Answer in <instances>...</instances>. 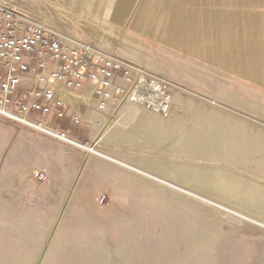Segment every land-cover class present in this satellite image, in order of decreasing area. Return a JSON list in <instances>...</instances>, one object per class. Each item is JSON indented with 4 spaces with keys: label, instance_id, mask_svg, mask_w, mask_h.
<instances>
[{
    "label": "rangeland",
    "instance_id": "1",
    "mask_svg": "<svg viewBox=\"0 0 264 264\" xmlns=\"http://www.w3.org/2000/svg\"><path fill=\"white\" fill-rule=\"evenodd\" d=\"M0 2L129 68L118 56L143 61L138 75L168 100L166 112L106 104L116 149L91 140L90 101L74 104L79 126L67 108L65 130L32 117L97 154L0 116V264H264V84L104 25L91 0Z\"/></svg>",
    "mask_w": 264,
    "mask_h": 264
},
{
    "label": "built area",
    "instance_id": "2",
    "mask_svg": "<svg viewBox=\"0 0 264 264\" xmlns=\"http://www.w3.org/2000/svg\"><path fill=\"white\" fill-rule=\"evenodd\" d=\"M98 52L91 53L27 11L0 6V116L27 121L41 116L60 124L71 116L67 108L72 107L61 98V90L99 93L94 101L104 110L120 94L118 87L125 89L129 104L168 110L156 83L147 85L135 74L130 88L125 87L122 81L130 74L125 64ZM74 113L73 125L79 126L82 118Z\"/></svg>",
    "mask_w": 264,
    "mask_h": 264
},
{
    "label": "crops",
    "instance_id": "3",
    "mask_svg": "<svg viewBox=\"0 0 264 264\" xmlns=\"http://www.w3.org/2000/svg\"><path fill=\"white\" fill-rule=\"evenodd\" d=\"M91 4L94 10L100 9L104 25L110 24L111 17L120 23L123 20L122 25H128L135 35L159 38L196 58L264 84V0H91ZM132 9L135 12L128 24L125 20ZM120 58L146 66L141 60ZM67 95L79 107L86 101L93 103L87 95ZM91 105V140L116 149L122 143L115 132L121 118H106L95 103ZM161 139L157 137V143Z\"/></svg>",
    "mask_w": 264,
    "mask_h": 264
},
{
    "label": "bare ground",
    "instance_id": "4",
    "mask_svg": "<svg viewBox=\"0 0 264 264\" xmlns=\"http://www.w3.org/2000/svg\"><path fill=\"white\" fill-rule=\"evenodd\" d=\"M53 1L55 2V4L56 3H59V4H61V3H63V2H57V0H47V2H51V3H53ZM3 6V7H11V6H8V5H6V4H4V3H1L0 2V6ZM16 9V8H15ZM123 17V16H122ZM260 23V22H259ZM81 46H84V47H86L88 50H90L91 51V53H94V54H98L99 52L97 51V50H95L92 46H93V43H91V42H89V43H85V44H80ZM109 54V53H108ZM120 58V57H119ZM124 60V59H123ZM124 61H126L127 63H129L130 65H132V67L131 68H129V66H126V68L128 69V71L130 72V74H132V75H135V74H138V70H140L142 67H140V66H138V65H136V64H134V63H131V62H129V61H127V60H124ZM121 83V82H120ZM122 84H124L125 85V87H127V86H129V88H130V86H131V82H129L127 79H124L123 81H122ZM119 88V91H120V94L119 95H116V99L113 101V103L115 104V105H118L119 107L116 109L117 111H120V112H122V111H124V109H127L128 107H130L129 106V101L127 100V98H128V94H124V88L122 89H120V87H118ZM142 92V91H141ZM67 93H71V94H76L75 92H71V91H65V90H61V98L63 99V101L66 103V104H68V105H71L75 110H76V112L79 114V116L82 118V115L78 112V110H77V108L74 106V104L72 103V102H70L68 99H67V97H65L66 95H67ZM79 94V93H78ZM111 94L113 95V96H115V91H113V92H111ZM70 95V94H69ZM83 95H87V96H89V97H91V101H93V103H95V101H94V97H97V96H99L100 94L99 93H91V95L89 94V90L88 91H86L85 93H83ZM68 96V95H67ZM72 96V95H71ZM73 97V96H72ZM77 98V97H76ZM80 98V97H79ZM77 100V99H76ZM83 100V99H82ZM72 101L73 102H75V103H78L77 101H75V99H72ZM84 101V100H83ZM97 105V104H96ZM120 108V109H119ZM96 109L100 112V113H102L106 118H109V119H115L118 115H117V113L116 112H114V113H107L106 111H104L103 109L102 110H100L101 108H99V106H96ZM119 109V110H118ZM109 115H110V117H109ZM108 116V117H107ZM11 118H13V119H15V120H17V121H20V122H22V123H25V124H28V125H30V126H32V127H35V128H37V129H39V130H43V131H45L46 133H48V134H52L53 136H55V137H57L58 139H60V140H63V141H65V142H67L68 144H71V145H73V146H76V147H81V148H83V149H85L86 151H88V152H90V153H94V154H97V152L94 150V148H92V147H90V146H82L81 144H79V143H77L74 139H69V137L65 134V133H62V132H57V131H53L52 129H47V128H44L42 125H40V124H35V123H32L31 121H27V120H22V119H19V118H15V117H11ZM83 119V118H82ZM64 136H63V135ZM87 145H89V144H87Z\"/></svg>",
    "mask_w": 264,
    "mask_h": 264
},
{
    "label": "trees",
    "instance_id": "5",
    "mask_svg": "<svg viewBox=\"0 0 264 264\" xmlns=\"http://www.w3.org/2000/svg\"><path fill=\"white\" fill-rule=\"evenodd\" d=\"M62 125H63V124H61V125H60V127H61V129L63 130L64 128H63V126H62ZM64 130H65V129H64Z\"/></svg>",
    "mask_w": 264,
    "mask_h": 264
}]
</instances>
